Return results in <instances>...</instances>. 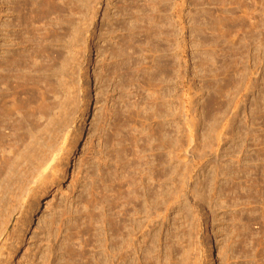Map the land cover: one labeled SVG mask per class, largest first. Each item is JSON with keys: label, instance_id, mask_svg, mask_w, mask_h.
<instances>
[{"label": "rangeland", "instance_id": "rangeland-1", "mask_svg": "<svg viewBox=\"0 0 264 264\" xmlns=\"http://www.w3.org/2000/svg\"><path fill=\"white\" fill-rule=\"evenodd\" d=\"M25 1L40 2L0 0V23L10 21L12 7L20 16ZM42 2L48 4L44 21L67 31L58 35L65 41L48 46L64 56L57 64L60 75L55 67L56 74L42 79L57 93L51 94L58 106L50 117L70 120L69 149L57 181H48L36 198L15 210L0 238V264H108L122 244V236L109 237L118 229L145 243L144 250H153L161 263L167 258L162 264H264V0ZM151 17L157 35L162 33L155 38L156 55L146 23H138ZM167 26L173 38L171 88L164 70ZM124 28H137L134 36L144 32L130 45L137 50H127L136 65L126 78L110 50L129 37ZM136 191L150 192L155 204ZM116 218L125 226L115 224ZM113 222L118 226L112 229ZM117 238L120 244L113 245Z\"/></svg>", "mask_w": 264, "mask_h": 264}, {"label": "bare ground", "instance_id": "bare-ground-1", "mask_svg": "<svg viewBox=\"0 0 264 264\" xmlns=\"http://www.w3.org/2000/svg\"><path fill=\"white\" fill-rule=\"evenodd\" d=\"M43 1H45V0H43ZM40 2H41V0H40ZM40 2L39 3H36V2L33 1V2L30 3L29 1H25L24 5L22 4L23 5L22 8H21L22 11L19 12L20 13L19 14L20 16H17L16 15V12H15V11H18V9H15L14 10L13 9L14 7H12L11 13H10V21L5 22L3 24L0 23V42H3L2 44L0 43V238L3 236V234L5 232H7L9 230L10 224L12 222L13 214H14V212H16L15 210H17V208L19 206L21 207L25 203H29L28 202L29 201L28 199H31V198L35 197L37 193H39L42 189H44V187L47 185L48 181H50V182H52V180L53 181L54 180L57 181L56 180V178H57L56 175H58V172H61L60 167H61L62 164H64L63 162L65 161L63 159V156L66 155V154L64 155L63 153H65L67 151V148L69 147L68 146L69 145L68 142H69L70 136H71L70 135L71 132L69 131V128H70V125H71V123L69 122L70 120L67 121L68 119H66V118L64 120V117L60 113H59V116L58 115L57 116L58 117H63V120L60 119V118L57 120L56 115L55 116L53 115L54 117H50V114L53 112V110H54V112L57 110V109L55 110V108H57L58 104L55 105L54 103H52L53 100L51 101V99H52L51 98L52 97L51 94H53L55 92V91L52 92V90H53V88L55 86H53V84H52L51 81H50V83L52 85L49 83V81H47V78L50 77L51 75L50 76H48V75L45 76L48 72L53 71L55 67L56 68L61 67L60 64H59L60 66H58L57 64L62 60L61 57H64V56H61L62 54L59 55V53H57L55 50H53V48L51 49L48 46H55V44L56 45L57 44H60L61 41L66 36H64L62 38V40H61V38H59L58 35L61 33L62 30L61 31L59 30V32H58V30L56 29L57 27L53 25V23L55 21L52 22L51 24L46 23L47 22L46 20L44 21L45 17L43 15L44 14L43 13V7H47L48 4L47 5L45 4V3H47V1L45 3L44 2L40 3ZM12 4H13V2H12ZM42 4H45V6H43ZM53 4H55V3H53ZM1 7L2 6H0V21L2 19V11H1L2 9H1ZM52 8H53V6H52ZM24 11L26 12V14L24 16H21V14L24 13ZM47 15H49L48 12H47ZM50 16H52V15H50ZM139 21H138L139 24H143L144 22L146 23V26H144V27H147L148 28V30L145 29L146 31H148V32H146L147 33L146 35H150V37L148 36V45L151 48L150 51L151 52H154L153 54L156 55L157 54V51H158L157 50V46L158 45L156 46V44H155V38H158L159 37L158 35L160 33L157 35L158 32L155 31V29H154V24H156L155 19L153 17H151V19H149L147 21H143L142 23L139 22ZM56 22H57L56 25L57 26L58 25L60 26V23L61 22L59 20H56ZM41 24H42V26L43 25L45 26V28H43L44 31L41 29V27H42ZM61 25H62V23H61ZM158 26H160V25H158ZM54 27H56V28H54ZM61 27L62 26H60V29H62ZM161 28H162V30H164L163 27H161ZM124 29L126 30V28H124ZM136 29H133V28H131V30H128L127 29L126 31L128 32V34H129L128 36L129 37H126L125 42L122 43L120 47H116V48H111L110 49L111 50V55L114 56L113 58H115L117 60L118 59L120 60V63L118 61V63L120 65H115V66H118L117 69L123 72V77L125 75V78H126V76L129 77L130 74L133 73V71H135L134 70V66L136 65V62L134 63V61H136L134 59V57H133V60L134 61H132V59L129 58V57L132 56V53H130L131 56H128V54L130 52L128 49H130L129 47H131V49H134V48H132V46L135 45L134 43L139 42V40L141 39L140 38L141 35L144 33L143 32V33H141V35H137L139 33L136 32L137 31ZM117 30L114 31V32H117ZM133 30L134 31L136 30L135 33H137L136 34L137 36H140L139 38H136L137 36H134L135 33H134ZM4 31H6L5 38H4ZM63 31H64V29H63ZM171 31L172 30H170V27L167 26L166 27V31H164V34L165 35H163V37L165 36L163 38V39H165L164 40L165 41V44H164L165 45V50L164 51L166 53L165 57L167 59L165 61V63H164V68H165L164 70H165V76H166V81L165 82H166V85L168 84V87L166 85H165V87H167V88H171L170 87V83H171V71H172L171 68L172 67H171V60H170V58L172 57L171 56L172 55L171 54V51H173V49L171 50V48H172V41H173L172 40L173 38H172ZM66 32L67 31H64L65 34L64 33L63 34L66 35L67 34ZM63 34H61V36ZM160 35H162V33ZM63 41H65V40H63ZM64 43H66V42H64ZM131 44H134V45L130 46ZM114 46H116V45H114ZM138 46H140V45H138ZM127 50L129 52H127ZM134 50L136 51L137 49H134ZM80 51H81V49H80ZM153 58H154L152 60V63L153 64H152L151 67L156 70L157 69V65H155V64H157L158 61H156L157 58L155 60V56ZM76 60H77V58H76ZM63 61H64V58H63ZM74 61H75V59H74ZM74 61H72V62H74ZM64 63L65 64H63V65L67 66L65 61H64ZM137 66H141V65L137 64ZM64 67H63V69H64ZM137 69H138V67H137ZM54 71H55V74H56V71L57 70L55 69ZM59 71H60V68L58 69V72H57L58 74H59ZM120 71L118 72V74L120 73ZM130 71H131V73H130ZM140 71H141V69H140ZM114 72H115V70H114ZM111 74H112V72H111ZM113 74H116V72L113 73ZM136 74H138V73H136ZM42 75H44L47 78L45 80H43L44 78L42 77ZM53 75H54V73H53ZM153 75H154L153 76V81L155 82L156 72ZM134 76H137V75H134ZM40 77H41V79H39ZM150 77L152 78V76H150ZM64 78H66V77H64ZM133 79H135V78L133 77ZM50 87H53L52 90H51ZM137 87H139V86H137ZM167 90L171 91L170 89H167ZM54 94H55L54 96H56L57 93H54ZM168 95H170V94H168ZM155 99H153V101L157 103V100L159 99V97L157 98L156 101H155ZM55 103H57V102H55ZM156 103H154V106H155ZM62 106H63V107H61L62 108V111H64L63 109L65 108V104L64 105L62 104ZM167 106H168V108H167ZM167 106L165 108V109H167V113H166L167 115L166 116L170 118V115H171L170 114V111H169L170 110V104H168ZM60 111H61V109H60ZM67 115H68V113H67ZM64 116L66 117V113H65ZM67 118H69V117H67ZM167 133L168 134L166 136L167 137H168V135L170 136V134H169L170 132L167 131ZM168 145H169L168 147L170 148V144H168ZM169 174H171V173H169ZM171 175H170V178L172 177ZM168 176H167V178H168ZM143 182H145V181L143 180ZM141 183H142V181H141ZM171 184H173V183H171ZM140 185H142V184H140ZM150 185L151 184H149V182H147V186L149 187ZM169 187L171 188V186H169ZM169 187H168V190H169ZM150 188H151V186L149 187V190L148 191L151 192L152 190ZM154 190H156V189H154ZM137 192L138 191H136V193ZM150 192H148V193L150 194ZM153 192L154 191L151 192L152 193L151 195L154 194ZM132 193H133V191H132ZM134 193H135V190H134ZM158 193L159 192L157 191V194ZM149 194H147V195L144 194L143 196H145V195L148 196ZM155 194H156V191H155ZM171 194H172V191H171V193L169 195H171ZM138 195H141V192H140V194L138 192ZM151 195H149V198H150ZM133 196H134V194H133ZM134 198L137 199L136 194H135ZM139 198H140V196H139ZM139 198H138V200H139ZM150 199L151 200H149V203H150V201H151V203H153V201H155L154 200L155 198L153 199V201H152V197ZM140 201L141 200H139V203H141ZM166 201H169V200L167 199ZM149 203H148V205H149ZM153 204H155V203H153ZM153 204H151V207H152ZM113 205H112V207H113ZM148 205L146 204L145 206H147V208H148ZM139 206H141V204ZM20 207H19V209H20ZM140 209H137V210H140ZM152 209L153 208H151V210ZM151 210H149V208H148V211H151ZM153 211H151V212H153ZM151 212H148V213H151ZM148 213H147V215H148ZM92 214H93V212H92ZM139 214L137 215L138 217H139ZM152 215H153L152 213L150 215H148V216H150V220L153 218V217L151 218ZM122 217H121V219H120V217H118V218L122 221L123 220ZM90 218H92V215H91ZM116 219L114 221H117L118 222L119 219H117V220ZM121 221L119 223H116L115 222V224H118V225L119 224H124V223H121ZM152 222H154V221H152ZM115 224L113 222V225H110V227L112 228ZM137 224H138V222H137ZM142 224H144V223H141V225ZM118 225H115V226H118ZM134 225H133V227H135ZM124 226H125V224H124ZM143 226H145V224ZM120 227L121 226L115 227V229L113 231H115L116 229H118ZM133 227H131V228H133ZM148 227H149V225H148ZM123 228H125V227H123ZM141 228H142V226L140 227V229ZM106 229H108V228H106ZM135 230L133 232H135ZM128 231H131V230L129 229ZM144 231L146 232L147 230L144 229ZM124 232H126V230H124L123 233H122L120 231V229H118L117 232L115 231V233L111 232L114 235L109 236L110 237V240L111 239L113 240V238H114L113 236H116V234H118V236H122V244H121L120 247L118 246L119 248H117L119 251L115 252V254H113V256L110 259L108 257V259H109L108 264H162L164 261H166L167 258L165 260H163V262L161 263L162 258L160 260L159 256H155V254L152 253L153 250H151L152 252H150L149 250H148L149 252H146L147 251L146 249H148V248L145 246L146 249L144 250V247H143L144 245L142 246V243L143 242L141 244H139V243L137 244V243L133 242L132 239L131 240L128 239V238H130V237H128L129 234L127 236V234L124 233ZM140 232L141 231L139 230V232L137 231L136 233H140ZM147 234H149V233L147 232ZM107 235H109V233ZM130 236H132V234ZM133 236H135V235H133ZM136 236H139V234H137ZM144 236L146 237V235H144ZM142 237H143V234H142ZM173 237H176V236H173ZM155 238H154V241H155ZM133 239H134V237H133ZM136 240L139 242L140 239L138 240V238H137ZM117 241L118 242L119 241L121 242V240L117 238V240L114 241L113 245L116 244ZM108 242L111 244L110 241H108ZM120 242H119V244H120ZM169 242L170 241H168V243ZM143 244H145V243H143ZM146 245H147V243H146ZM170 245H173V243L172 244L170 243ZM174 245L175 246L173 247V249H176L175 248L176 247V242H175ZM148 246L150 247V245H148ZM153 246H154V244H153ZM153 246H152V249H153ZM158 246H160V245H158ZM103 247L108 248L106 246H103ZM2 248H4V246ZM182 248H184V247H182ZM113 249H114V247H113ZM115 249H116V246H115ZM176 250H175V252L173 251L174 254H176ZM2 251H4V250H2ZM2 251L0 252L1 253L0 255L1 256H2ZM105 252H107V251H105ZM157 252H158V249L156 250V254H157ZM180 252L181 251H179L178 253H180ZM113 253H114V251H113ZM166 253L169 254L170 252H166ZM109 254H111V253H109ZM168 254H167V256H170L173 253L171 252V254H169V255ZM184 254H186V252ZM8 255H10V257H11V251L9 252ZM108 255L106 253V256H108ZM157 255H160V254H157ZM163 256H164V254H163ZM167 256H164V257H167ZM182 256H185V255H182V253H181L180 258ZM7 257H8L7 260H9V256H7ZM80 257H83V256H80ZM175 257H177V255ZM172 258H173V256H171V259ZM184 258L185 257H183V259ZM11 259H12V257H11ZM71 259H72V257H71ZM130 260H133V263ZM181 260H182V258H181ZM188 260H190V259H188ZM2 261H4V260H2ZM105 262H106V260H105ZM183 263H184V261H183ZM45 264H46V262H45ZM171 264H173V263H171ZM179 264H180V262H179Z\"/></svg>", "mask_w": 264, "mask_h": 264}]
</instances>
